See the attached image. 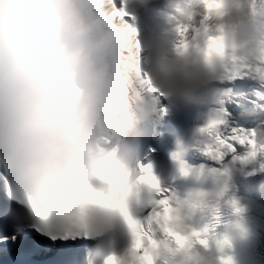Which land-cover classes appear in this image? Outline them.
Segmentation results:
<instances>
[{"label":"clouds","instance_id":"obj_1","mask_svg":"<svg viewBox=\"0 0 264 264\" xmlns=\"http://www.w3.org/2000/svg\"><path fill=\"white\" fill-rule=\"evenodd\" d=\"M103 5L0 0V181L29 227H73L90 244L85 264H234L228 250L254 234L249 207L233 191L236 165L264 157V133L245 148L254 153L246 163L227 158L213 134L229 115L226 105L237 103L223 85L249 79L264 101V0H121L110 15ZM141 10L151 12L143 23ZM134 37L142 63L123 51ZM133 75L167 102L165 115L188 106L198 111L199 123L187 140L174 142V155L192 149L215 167L171 176V183L191 177L201 185L182 201L162 173L111 166L118 148L109 147V132L114 122L121 134L128 130L118 101ZM262 166L245 175L264 172ZM161 188L169 190L166 205ZM194 212L210 217L206 231L192 225ZM177 226L194 230L195 242L167 261L146 238L151 233L156 244L177 248L165 234L169 228L181 235Z\"/></svg>","mask_w":264,"mask_h":264},{"label":"snow or ice","instance_id":"obj_2","mask_svg":"<svg viewBox=\"0 0 264 264\" xmlns=\"http://www.w3.org/2000/svg\"><path fill=\"white\" fill-rule=\"evenodd\" d=\"M259 133V127L245 128L235 124L229 113L218 124L213 135L217 140L215 146L219 147L227 158L236 157L246 163L252 159L254 153L251 151L244 155H236V153L242 148H248L253 137ZM160 195L166 205L169 190L161 188ZM164 215L167 216V210ZM25 216L14 194L10 190H5L0 181V258L3 259L4 264H85L90 244L78 238L79 233L73 227L65 226L57 229L44 226L29 227ZM179 231L186 241L183 250L169 247L167 241L156 244L151 238V233L146 240L150 246L159 249L160 256L171 261L177 255H186L191 244L195 242L194 230L179 228ZM150 242H154V245ZM156 264H160V261L157 260Z\"/></svg>","mask_w":264,"mask_h":264},{"label":"bare ground","instance_id":"obj_3","mask_svg":"<svg viewBox=\"0 0 264 264\" xmlns=\"http://www.w3.org/2000/svg\"><path fill=\"white\" fill-rule=\"evenodd\" d=\"M111 13L109 14H106V15H110ZM151 12H144L142 13V16L145 18H148L150 16ZM122 23L124 24H127L128 25V22H126L124 19L121 20ZM253 82V81H250V83ZM250 115H252V111L248 110L247 108H245V106L242 104L240 106V108H235L234 111H233V119L232 121L239 125V126H242V127H245V128H252L253 126L261 123V122H264V118H256V119H251L249 118ZM264 124V123H263ZM242 152H243V155L246 151V149H241ZM260 157H257L256 161L252 162V163H257V160L259 159ZM245 165H239L237 167V173L241 172V170L243 169ZM252 260L250 259H245L243 264H251Z\"/></svg>","mask_w":264,"mask_h":264},{"label":"water","instance_id":"obj_4","mask_svg":"<svg viewBox=\"0 0 264 264\" xmlns=\"http://www.w3.org/2000/svg\"><path fill=\"white\" fill-rule=\"evenodd\" d=\"M261 133L264 132V131H260Z\"/></svg>","mask_w":264,"mask_h":264},{"label":"rangeland","instance_id":"obj_5","mask_svg":"<svg viewBox=\"0 0 264 264\" xmlns=\"http://www.w3.org/2000/svg\"><path fill=\"white\" fill-rule=\"evenodd\" d=\"M132 22V21H131Z\"/></svg>","mask_w":264,"mask_h":264}]
</instances>
